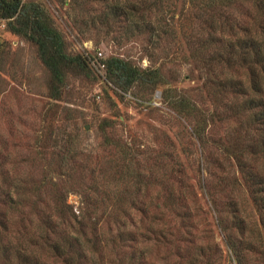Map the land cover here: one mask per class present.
I'll return each mask as SVG.
<instances>
[{
	"label": "rangeland",
	"instance_id": "1",
	"mask_svg": "<svg viewBox=\"0 0 264 264\" xmlns=\"http://www.w3.org/2000/svg\"><path fill=\"white\" fill-rule=\"evenodd\" d=\"M21 1L41 5L61 33L69 55L90 57L89 76L67 79L59 97H52L50 74L36 46L11 33L0 20L2 245L8 239L11 244L7 247L15 249L19 234L26 236L27 229L28 234L33 233L39 220L53 213V205L63 198L75 216L84 207L88 210L96 204L95 214L105 213L102 221L105 219L106 223V216L115 213L138 215L140 219L147 202L149 214L161 217L175 234L179 222L173 212L178 211L183 199L188 203L193 234L196 229L200 242L221 248L223 253L216 258L217 264H231L225 257L223 234L199 184L205 181L210 193L224 203L222 215L226 221L234 212L228 203L234 201L248 224L247 239L254 238L251 229L252 225L258 229L257 214L239 172L235 167H226L230 175L224 176L228 187L222 191V182L213 176L219 173L215 165L220 161L207 166L204 162L203 169L200 167L201 154L190 134L191 122L179 119L162 100L159 90L150 94L122 92L106 80L102 67L105 59L117 57L139 69H159L171 87L187 92L205 107L213 103L219 118L226 120L227 99L207 97L202 86L204 75L192 63L190 40L196 24L194 10L187 0H168V18L155 11L139 15L149 0H126L137 11V25L132 26H127L122 13L112 8L114 0ZM231 120L218 122L209 137L231 134L234 138L243 134L239 128L234 130L233 122L228 124ZM65 148L73 153L67 159L61 155ZM235 178L238 181L233 188L229 184ZM7 194L22 200L21 210H13ZM107 225L110 226L108 223L102 227L108 230ZM4 228L8 233L2 232ZM234 228L237 235L238 229ZM184 238L182 230L176 231L169 246L183 245L179 240ZM40 247L33 250L48 264H62L57 259L51 262V254ZM147 248L153 258L159 255L157 264L180 263L174 249L168 250V246L152 244ZM12 250L10 257L14 261ZM114 251L116 248L108 244L105 264H113L108 256Z\"/></svg>",
	"mask_w": 264,
	"mask_h": 264
},
{
	"label": "trees",
	"instance_id": "2",
	"mask_svg": "<svg viewBox=\"0 0 264 264\" xmlns=\"http://www.w3.org/2000/svg\"><path fill=\"white\" fill-rule=\"evenodd\" d=\"M114 2L112 8L122 13L127 26L137 25L134 4L130 5L126 0L124 3L118 0ZM187 2L194 10L196 24L190 40L191 58L197 72L204 75L203 89L210 99H227L224 104L229 114L226 120L232 118L228 124L233 122L234 130L239 128L243 134L238 133L234 138L231 134L230 137H209L213 126L226 121L224 117L219 118L216 105L211 103L210 107H205V104L195 102L187 92L171 87L169 79L159 69H139L117 57L105 59L102 67L106 80L122 92L132 90L150 94L159 90L162 100L176 116L191 122L190 134L201 154L200 167L203 169L204 162L207 166L220 161L215 165L219 173L213 176L222 182V186L219 182L222 191L228 187L224 182V176L230 175L226 167L237 169L242 185L249 190L257 214L258 229L254 225L251 229L254 238L247 239L248 224L234 201L228 203L234 212L230 220L226 221L222 215L224 203L210 193L205 181H201L199 188L205 194L215 214L217 227L223 234L224 253L228 262L264 264V0ZM167 8L168 0H149L139 15L155 11L167 17ZM162 16H159L161 23ZM0 20L4 21L11 33L36 46L39 58L50 74L52 97H59L67 79L89 76L90 57L67 53L61 33L40 4L0 0ZM146 23L150 24V20ZM229 130L233 131L231 126ZM70 152V148H65L61 155L67 159L73 155ZM233 180L229 185L234 188L238 179ZM15 197L7 194L8 204L13 210H21L22 200ZM65 201L63 198L60 203H55L53 213L39 220L33 233L28 234L27 229L26 236L24 233L19 234L15 249L7 247L11 244L8 239L3 245L0 241V264H48L49 261L33 250L38 245L51 254V262L57 259L62 264H105L108 244L116 248L113 255H107L113 264H157L159 255L153 258L154 254L151 255L147 248L152 244L174 249L179 264L184 261L187 264H217L216 258H221L223 253L217 244L200 242L195 236L196 229L193 234L188 203L183 199H180L179 209L176 208L178 211L173 214L179 222V230L184 232L186 238L179 240L180 243L184 242L183 245L174 247L169 245L179 230L172 233L171 225H164L161 217L149 214L147 202L143 204L140 219L133 214H109L106 217H109L110 226L107 225L108 230H105L102 227L108 224L105 219L102 221L105 213L97 216L96 204L88 210L84 207L80 215L75 216ZM91 216L94 217L93 221ZM5 223L6 219L1 225L4 227ZM234 227L238 229L237 235ZM2 232L8 233L6 228ZM11 250L15 255L14 261L10 257Z\"/></svg>",
	"mask_w": 264,
	"mask_h": 264
},
{
	"label": "water",
	"instance_id": "3",
	"mask_svg": "<svg viewBox=\"0 0 264 264\" xmlns=\"http://www.w3.org/2000/svg\"><path fill=\"white\" fill-rule=\"evenodd\" d=\"M85 129L88 130L87 126H85Z\"/></svg>",
	"mask_w": 264,
	"mask_h": 264
}]
</instances>
